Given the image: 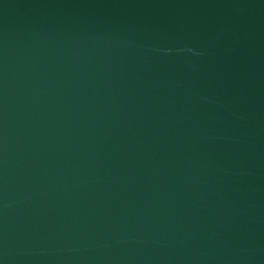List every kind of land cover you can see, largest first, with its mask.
<instances>
[{"label":"water","instance_id":"95a60500","mask_svg":"<svg viewBox=\"0 0 264 264\" xmlns=\"http://www.w3.org/2000/svg\"><path fill=\"white\" fill-rule=\"evenodd\" d=\"M0 264H264V0H0Z\"/></svg>","mask_w":264,"mask_h":264}]
</instances>
